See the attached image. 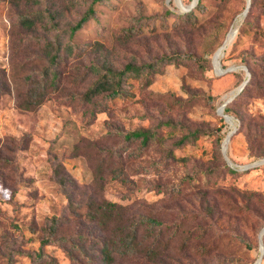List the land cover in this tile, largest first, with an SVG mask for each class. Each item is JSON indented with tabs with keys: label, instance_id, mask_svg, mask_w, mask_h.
Here are the masks:
<instances>
[{
	"label": "rangeland",
	"instance_id": "obj_1",
	"mask_svg": "<svg viewBox=\"0 0 264 264\" xmlns=\"http://www.w3.org/2000/svg\"><path fill=\"white\" fill-rule=\"evenodd\" d=\"M195 5L187 19L179 0H0V264H52L34 260L39 252L57 264L255 261L264 226V162L244 165L264 158V0ZM24 14L31 25L21 23ZM222 42L220 67L233 68L216 73L212 55ZM176 52L194 57L163 59ZM127 62L159 68L126 76L116 96L99 93L93 100L103 109L91 111L92 101L83 102L80 93L105 69ZM47 65L59 73L58 85H46L41 102L26 107ZM247 77L228 102L227 120L217 107ZM115 128L150 129L157 137L134 155L127 149L138 141L125 148ZM232 129L229 163L221 142ZM189 133L194 137L174 145ZM115 166L125 180L112 175ZM103 197L127 205V216L164 223L155 228L156 256L137 252L108 263L95 246L89 261L69 258L52 237H105L84 217V203ZM72 207L81 213L72 215ZM66 215L55 233L45 229L53 216ZM138 239L153 240L143 224ZM208 244V251L201 248Z\"/></svg>",
	"mask_w": 264,
	"mask_h": 264
},
{
	"label": "trees",
	"instance_id": "obj_2",
	"mask_svg": "<svg viewBox=\"0 0 264 264\" xmlns=\"http://www.w3.org/2000/svg\"><path fill=\"white\" fill-rule=\"evenodd\" d=\"M197 3V2H196ZM195 3V4H196ZM196 6L193 5L190 9L185 10L181 15L187 19H191L192 15L191 9ZM91 10V8H90ZM86 15L82 17L75 25L71 27V30L80 26L81 20H84ZM20 21L24 25H31L33 23V18L30 14L21 15ZM129 31H132L133 28H129ZM57 56V53L51 56V60L54 61ZM194 55L187 52H176L172 53L170 56L164 57L163 59L166 62H183L187 59H192ZM205 59V57H202ZM156 63H147L145 65H136L132 62H127L124 67L120 70H113L112 68L105 69L92 83H90L87 88L80 93V99L84 101H92V109L96 110L103 109L102 101L93 100L96 95L101 92L105 96H116L124 86L126 76L130 74H141L145 69V75L151 74L153 71H156L159 66ZM53 67V66H52ZM51 66H45L41 73V79L33 83V87L30 91V98L26 101V107H32L37 105L41 101V97L44 94L46 85L51 88H56L59 81V73L56 68ZM245 85V84H244ZM243 88V87H242ZM238 93V92H237ZM236 93V94H237ZM235 94V95H236ZM234 95V96H235ZM232 100V99H231ZM229 102V101H228ZM225 104L223 111L225 113L231 112V107L228 104ZM114 132L121 135L124 140V147L128 148L132 141H138L136 146L133 149H127L128 153L137 155L141 153L148 144L157 137V133L154 130L150 129H134V130H125L115 128ZM194 137V133H189L181 136L174 145L179 146L185 142V140L191 139ZM102 165L97 167V175H101ZM113 169V176L120 177L125 180L126 177L123 176V169L119 166H115ZM232 171H235L234 168H231ZM64 184V179L60 180ZM71 199L69 204H71ZM72 205V204H71ZM84 217L89 221H92L99 226L101 229L107 232V235L102 239L91 241L85 235L81 233L68 234V235H57L52 237L54 241H59L64 252L69 256L74 262L80 261V258L83 257L85 260L89 261L91 256L89 252L91 249L97 246V250L100 254V257L106 262H112L116 257H126L134 258L137 256V252H141L143 255L150 257L156 256L161 250L160 241L161 238L158 232L155 231L157 225H163L164 223L159 222L150 215L141 214L139 217L134 218L127 216V205L121 204L115 200H110L107 198L100 199H91L88 202L84 203ZM72 215L78 216L81 212L76 211L74 207L71 209ZM69 215L66 216H53L51 223L45 229H49L51 233H55L58 224L63 219H68ZM143 224L147 230L149 236L153 237V240L150 243L145 245L142 244V240L138 239V228L139 225ZM44 241L48 240V235L43 239ZM184 244V243H182ZM202 249L210 248V245H202ZM45 258L49 260L52 264H57L56 260L51 257L39 252L35 259ZM86 261V262H87ZM252 264V263H251Z\"/></svg>",
	"mask_w": 264,
	"mask_h": 264
},
{
	"label": "water",
	"instance_id": "obj_3",
	"mask_svg": "<svg viewBox=\"0 0 264 264\" xmlns=\"http://www.w3.org/2000/svg\"><path fill=\"white\" fill-rule=\"evenodd\" d=\"M196 2H197V0L191 1L189 4H187L183 8V10L190 9L193 5H195ZM247 7H248V2L246 4L244 10L242 11V14L243 15L246 13ZM224 47H226V46L224 45V42H222V44L214 51V53L212 55V63H213L214 70H215L216 73H221V72H223L225 70H228V69H232L233 68V67H227V68H224L223 69V68L220 67V69H217V67H216V63L219 64V62H220V56L223 53ZM219 66H220V64H219ZM242 67H244L246 69V66L245 65H242ZM247 75H248V71H247ZM247 79H248V77L245 78L244 80H242V82L235 88V90L232 91V93L227 98H225L222 101V103L217 107V112L220 113V114H222L225 119L228 120L229 118H231V115H229L228 113H225L223 111V108H224L225 104L228 101H230L234 97V95L242 89V87L244 86V84L247 82ZM232 132H233V129L230 130V131H228L225 134V136H224V138H223V140L221 142V150H222L223 155L225 156L227 162H229V163H232V161L230 160V158L227 156V153H226V148H227L226 141L229 140V137H230V135H231ZM261 162H264V158H260L258 160H255V161L249 163V164H246L244 166L255 165V164L261 163ZM241 167H243V166H241ZM263 233H264V226L260 229V232H259L260 253H259V255L257 256V258L255 259V261L252 264H259L260 261H261L262 254L264 252V246H263V243H262V234Z\"/></svg>",
	"mask_w": 264,
	"mask_h": 264
},
{
	"label": "bare ground",
	"instance_id": "obj_4",
	"mask_svg": "<svg viewBox=\"0 0 264 264\" xmlns=\"http://www.w3.org/2000/svg\"><path fill=\"white\" fill-rule=\"evenodd\" d=\"M179 4H180V6H181L182 8L185 7L181 0H179ZM224 42H225V41H224ZM224 45L226 46V44H224ZM224 48H225V47H224ZM216 67H217V69H220V66H219L218 63H216ZM227 142H228V140L226 141V144H227Z\"/></svg>",
	"mask_w": 264,
	"mask_h": 264
}]
</instances>
